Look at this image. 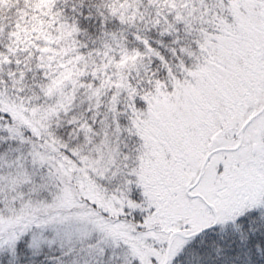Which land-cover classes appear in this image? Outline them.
I'll use <instances>...</instances> for the list:
<instances>
[{"label":"snow or ice","instance_id":"obj_1","mask_svg":"<svg viewBox=\"0 0 264 264\" xmlns=\"http://www.w3.org/2000/svg\"><path fill=\"white\" fill-rule=\"evenodd\" d=\"M0 264H264V0H0Z\"/></svg>","mask_w":264,"mask_h":264}]
</instances>
